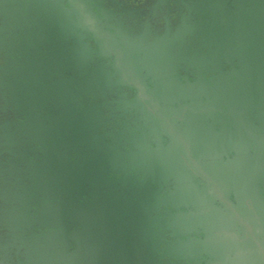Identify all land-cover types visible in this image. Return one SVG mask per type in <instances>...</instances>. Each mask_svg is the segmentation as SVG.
<instances>
[{
    "label": "water",
    "instance_id": "water-1",
    "mask_svg": "<svg viewBox=\"0 0 264 264\" xmlns=\"http://www.w3.org/2000/svg\"><path fill=\"white\" fill-rule=\"evenodd\" d=\"M0 264H264V0H0Z\"/></svg>",
    "mask_w": 264,
    "mask_h": 264
}]
</instances>
